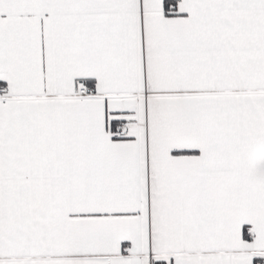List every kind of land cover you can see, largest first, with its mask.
Returning a JSON list of instances; mask_svg holds the SVG:
<instances>
[{
	"label": "snow or ice",
	"instance_id": "snow-or-ice-1",
	"mask_svg": "<svg viewBox=\"0 0 264 264\" xmlns=\"http://www.w3.org/2000/svg\"><path fill=\"white\" fill-rule=\"evenodd\" d=\"M0 264H264V0H0Z\"/></svg>",
	"mask_w": 264,
	"mask_h": 264
}]
</instances>
